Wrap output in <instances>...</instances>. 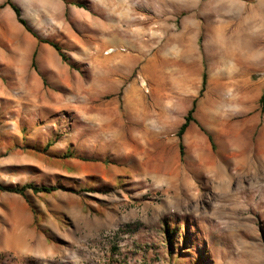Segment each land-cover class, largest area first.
Here are the masks:
<instances>
[{"label": "rangeland", "instance_id": "374dc122", "mask_svg": "<svg viewBox=\"0 0 264 264\" xmlns=\"http://www.w3.org/2000/svg\"><path fill=\"white\" fill-rule=\"evenodd\" d=\"M65 1L23 16L69 61L27 30L0 41V182L56 187L0 191V264H264V203L236 201L264 186V85L208 82L181 138L211 60L180 56L177 0Z\"/></svg>", "mask_w": 264, "mask_h": 264}, {"label": "crops", "instance_id": "0c3cea01", "mask_svg": "<svg viewBox=\"0 0 264 264\" xmlns=\"http://www.w3.org/2000/svg\"><path fill=\"white\" fill-rule=\"evenodd\" d=\"M7 1L0 0V6L5 4L0 7V41L13 43L15 39L11 38L10 30L16 29L24 35L26 28L18 21L14 9L6 4ZM11 1L21 8L23 14L33 9L32 4L41 2ZM51 1L58 10L65 8V0ZM96 1L102 6L106 3V0ZM70 2L73 5H76L73 2L84 3L81 0ZM201 3L200 0H177V40L182 59L196 63L203 59L204 50L205 56L211 60L207 83L215 90H261L257 85H264V74H259L264 69V5L242 7L233 0L231 8L229 1L224 0L214 9L213 1ZM235 101L240 104L246 100L238 97Z\"/></svg>", "mask_w": 264, "mask_h": 264}, {"label": "trees", "instance_id": "16d2710c", "mask_svg": "<svg viewBox=\"0 0 264 264\" xmlns=\"http://www.w3.org/2000/svg\"><path fill=\"white\" fill-rule=\"evenodd\" d=\"M73 3L76 4L77 6H80V7H86L85 4L81 3V2H73ZM6 4H9L14 9L18 21L26 28L27 31L32 33V35L35 36L40 42H45V43L52 45L58 51V53L61 56L63 61H69L70 60V57L66 54L63 47L57 41L41 37V35L36 30H34L32 28V26L29 24L27 19L23 16L22 10L17 4L12 2L11 0H8L6 2ZM4 5L5 4H2L0 7H2ZM36 55H37V49H35L33 52L32 66H35V64H36ZM207 81H208V74H207V71L204 70L202 73V86L200 88L199 95L196 98H194V100L192 102V106L188 110V113L184 118V122L181 124V126L178 130V135L181 138H182L183 134L185 133V131L187 130L190 123L193 121H196V119L194 117V112H195L197 104H198V99H199V97H201L203 95V92L206 88ZM260 105L261 106L264 105V91L262 92V94L260 96ZM210 139H211V137H210ZM180 148H181V152H182V150H183L182 144L180 145ZM55 189H56V187L53 185H39V184H35L33 182H28V183H25L22 185H6V184H3L0 182V191L20 194L26 198H28L29 193H41V192L50 193V192L54 191Z\"/></svg>", "mask_w": 264, "mask_h": 264}, {"label": "bare ground", "instance_id": "6f19581e", "mask_svg": "<svg viewBox=\"0 0 264 264\" xmlns=\"http://www.w3.org/2000/svg\"><path fill=\"white\" fill-rule=\"evenodd\" d=\"M238 98V97H237ZM236 98V99H237ZM241 100H242V98H240ZM238 102V101H237ZM239 103V102H238ZM245 103H246V101H245ZM102 128H103V126H101ZM244 140H245V137H242V138H238V137H236V135L235 136H233V138H231L230 139V141H231V144L233 145H235L236 144V148H233V149H236V150H238L239 151V149H237V148H239L238 146H239V144H241V143H243L244 142ZM109 141V143L111 144V145H113V146H116V145H124V144H126V141H125V139H120L119 138V136H117V137H114V136H111L110 137V139L108 140ZM229 141V140H228ZM242 149V148H241ZM255 149V148H254ZM249 150V149H248ZM250 151V150H249ZM255 151V150H254ZM252 152V151H251ZM239 153H240V151H239ZM238 154V153H237ZM247 154H250V152H248ZM246 154V155H247ZM255 154V153H254ZM240 155V154H239ZM249 156V155H248ZM252 156V155H251ZM251 161V160H250ZM255 161V160H254ZM257 162V161H256ZM254 163V162H253ZM255 164V163H254ZM254 164H252V165H254ZM247 176H248V174H246ZM256 176V175H255ZM261 179V178H260ZM260 179L258 178V177H255V178H253L252 179V183H251V185L248 187V189H247V193H246V195L243 197L242 195L240 196V197H237L236 198V201H238V202H240V203H244V204H249V206H250V204H252L253 203V201H256V202H254V203H256V205L257 206H260L261 207V205H263V203H264V186H261V187H258V188H256V186L257 185H254V183H258V182H260ZM259 186V185H258ZM242 192V191H241ZM244 192V191H243ZM239 194V193H238ZM242 194V193H241ZM243 194H245V193H243ZM233 196V195H232ZM236 197V196H235ZM243 198V200H240V198ZM234 200V199H233ZM248 206V205H247ZM255 206V205H254ZM259 207V208H260ZM258 213V212H257ZM221 214V213H220Z\"/></svg>", "mask_w": 264, "mask_h": 264}]
</instances>
